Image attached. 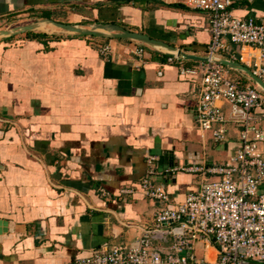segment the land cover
<instances>
[{"label": "crops", "instance_id": "0c3cea01", "mask_svg": "<svg viewBox=\"0 0 264 264\" xmlns=\"http://www.w3.org/2000/svg\"><path fill=\"white\" fill-rule=\"evenodd\" d=\"M231 10L264 23V0H237ZM42 17L121 23L198 55L210 41L205 13L173 0H0V29ZM224 40L220 57L251 71L264 63L257 46ZM106 43L113 55L104 57ZM138 46L45 32L0 39V264H72L105 246H135L158 209L198 190L199 173L180 166L219 164L239 146V105L219 103L228 133L215 143L198 128L196 79L169 56L144 46L137 55ZM253 113L264 128V105ZM156 148L163 159L153 180L167 200L138 185Z\"/></svg>", "mask_w": 264, "mask_h": 264}, {"label": "built area", "instance_id": "2783aa9c", "mask_svg": "<svg viewBox=\"0 0 264 264\" xmlns=\"http://www.w3.org/2000/svg\"><path fill=\"white\" fill-rule=\"evenodd\" d=\"M173 1L207 16V55L227 49L224 37L232 43L257 46L264 55V23L234 15L231 7L237 0ZM144 51L138 46L135 53ZM99 53L111 56L112 47L103 44ZM168 60L179 63L181 75L198 82V128L209 132L215 143L224 142L228 133L219 103L242 108L243 115L236 122L241 126L239 146L219 164L180 166L199 173L198 190L173 207L158 209L152 227L144 230L138 244L105 246L72 264H264V192L259 191L264 181V128L253 113L264 105V93L253 84L231 79L221 63L208 60L185 66L180 59L169 56ZM253 67V73L264 79V63ZM157 159V155L147 154L146 175L138 185L146 196L167 200L163 186L153 180ZM198 243L206 252L200 258L195 254Z\"/></svg>", "mask_w": 264, "mask_h": 264}, {"label": "water", "instance_id": "95a60500", "mask_svg": "<svg viewBox=\"0 0 264 264\" xmlns=\"http://www.w3.org/2000/svg\"><path fill=\"white\" fill-rule=\"evenodd\" d=\"M50 27H54L50 28ZM26 32H45L47 34H64L68 36H94L101 38H117L136 42L145 48L166 56H171L180 60L215 61L233 69L244 71L254 85L264 93V80L255 75L245 65L220 57L219 54L209 56L198 55L184 51L182 48L160 38L135 29H131L124 24L116 22H83L71 23L55 20L51 17L35 18L23 24H14L7 28L0 29V39L15 36ZM152 154L160 155L159 148L152 150ZM179 229H176V231Z\"/></svg>", "mask_w": 264, "mask_h": 264}, {"label": "rangeland", "instance_id": "374dc122", "mask_svg": "<svg viewBox=\"0 0 264 264\" xmlns=\"http://www.w3.org/2000/svg\"><path fill=\"white\" fill-rule=\"evenodd\" d=\"M87 21H89V20H87ZM50 28H53V29H54V27H50ZM205 253H206V252L203 250V248H202V244L198 243V244H197V247H196V249H195L196 257H197V258H200V257H202L203 255L205 256V255H206Z\"/></svg>", "mask_w": 264, "mask_h": 264}]
</instances>
